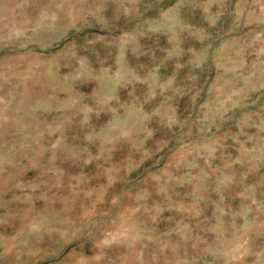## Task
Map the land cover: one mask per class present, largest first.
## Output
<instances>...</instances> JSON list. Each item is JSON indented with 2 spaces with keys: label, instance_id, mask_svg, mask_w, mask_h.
<instances>
[{
  "label": "rangeland",
  "instance_id": "374dc122",
  "mask_svg": "<svg viewBox=\"0 0 264 264\" xmlns=\"http://www.w3.org/2000/svg\"><path fill=\"white\" fill-rule=\"evenodd\" d=\"M0 264H264V0H0Z\"/></svg>",
  "mask_w": 264,
  "mask_h": 264
}]
</instances>
